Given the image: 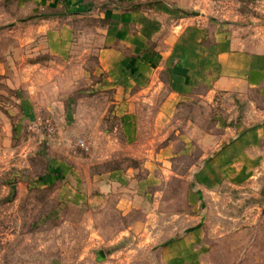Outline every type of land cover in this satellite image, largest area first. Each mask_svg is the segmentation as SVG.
<instances>
[{"label":"rangeland","instance_id":"obj_1","mask_svg":"<svg viewBox=\"0 0 264 264\" xmlns=\"http://www.w3.org/2000/svg\"><path fill=\"white\" fill-rule=\"evenodd\" d=\"M99 4L264 36V0ZM105 28L0 0V264H264V94H116Z\"/></svg>","mask_w":264,"mask_h":264},{"label":"crops","instance_id":"obj_2","mask_svg":"<svg viewBox=\"0 0 264 264\" xmlns=\"http://www.w3.org/2000/svg\"><path fill=\"white\" fill-rule=\"evenodd\" d=\"M99 1L33 0L60 15L106 20L107 28L97 36L102 44L97 58L104 82L116 94L139 91L149 82L166 86L171 95L264 94V36L209 31L203 22L182 25L176 33L160 32L142 12L103 10Z\"/></svg>","mask_w":264,"mask_h":264}]
</instances>
